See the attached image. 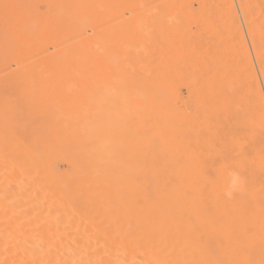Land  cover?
<instances>
[{
	"label": "bare ground",
	"instance_id": "1",
	"mask_svg": "<svg viewBox=\"0 0 264 264\" xmlns=\"http://www.w3.org/2000/svg\"><path fill=\"white\" fill-rule=\"evenodd\" d=\"M0 264H264V0H0Z\"/></svg>",
	"mask_w": 264,
	"mask_h": 264
}]
</instances>
